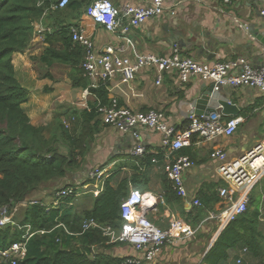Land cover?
<instances>
[{"label":"crops","instance_id":"obj_1","mask_svg":"<svg viewBox=\"0 0 264 264\" xmlns=\"http://www.w3.org/2000/svg\"><path fill=\"white\" fill-rule=\"evenodd\" d=\"M110 1L120 9L127 4L146 6L152 0ZM261 9V3L255 0H165L163 15L147 20L126 36L120 32L107 31L86 14H70L66 24L70 28H82L99 53L111 48L116 52L122 50L121 55L131 60L137 55L147 54L171 58L178 48L183 57H190L203 64L213 65L243 57L253 66L259 67L264 65V58L258 59L260 54L264 56V45L250 34L247 16H262ZM172 12H175L174 16L171 15ZM122 21L127 23L128 19L122 16ZM42 27L46 32L51 31V26ZM174 31L181 32L182 40L187 44L192 42L195 45L200 40L210 38H215L216 41L219 39L223 43L222 49L215 59L208 60L207 54L197 55L195 46L182 50L173 40ZM47 47L46 33L43 32L35 36L31 48L13 57L17 77L28 90V100L23 109L36 127L52 126L57 121L69 120L74 112L81 113L96 103L93 93L86 94L87 89L73 87L70 67L41 64L40 69L38 68L36 60L44 54ZM160 75L162 80L157 84ZM203 83L199 77L183 83L176 70L160 74L156 68L146 67L129 83L124 82L122 74L114 75L108 83V99L117 98L122 106L139 112L162 111L167 125L181 131L192 108L195 110V100L201 95ZM222 89V92L231 93L232 88L225 86ZM229 99L243 107L238 116L243 122L236 133L232 137H218L210 142L194 138L191 146L178 152H171L164 145L161 133L145 128L140 134L147 153L135 155L137 142L133 136L104 125L101 120L91 151L86 157L88 165L84 175L88 179L83 180L80 175L77 180V188L87 186V189L77 191L74 200L76 211L91 210L107 183L116 188L118 184L126 182L128 189L123 200L132 191L146 196L144 208L147 218L155 226L168 230L173 217L192 232L190 236L163 247L158 258L150 264H206V255L225 229L209 218L225 208L219 190L227 186L218 174V162L211 158V153L215 149H222L228 159H235L264 140V136L260 137L262 133L264 135V93L240 87L234 90ZM249 108H254V111L246 114ZM229 118L224 116L223 119ZM180 156H188L194 163L185 173L190 202L172 197L169 187L173 184L165 172L166 164ZM96 170L101 172V178L92 177ZM86 181L88 182L84 183ZM257 187L259 193L253 195ZM81 190L85 192L80 193ZM251 194L248 208L258 211V227L264 237V178ZM195 198L202 202L201 207L192 205ZM55 201L51 199L50 203ZM245 248L248 249L247 253L243 250ZM260 249L262 254L256 257L248 246L241 243L227 251L228 259L223 264H264L263 242ZM116 250L119 257L138 255L127 244Z\"/></svg>","mask_w":264,"mask_h":264},{"label":"trees","instance_id":"obj_2","mask_svg":"<svg viewBox=\"0 0 264 264\" xmlns=\"http://www.w3.org/2000/svg\"><path fill=\"white\" fill-rule=\"evenodd\" d=\"M58 1L0 0V212L6 208L11 214L18 207L14 215L16 226L0 228V250L15 242H26L29 225L35 234L27 240L26 258L18 264H122L126 258L113 254V250L125 244L110 243L103 229L121 231L126 182L116 188L107 183L94 207L80 213L74 207L75 197L57 196L63 188H77L79 176L85 174L86 157L101 121L97 101L89 110L74 112L68 120V129L63 121L36 127L23 109L28 90L17 77L13 57L31 48L42 25L51 26L53 32L45 31L48 47L36 60L38 68L41 64L68 66L74 88L90 86L82 68L85 52L73 41L66 20L70 14H85L97 0H71L65 9H52ZM92 93L104 104L108 103L105 87ZM253 111L254 108H249L246 114ZM169 190L172 197L181 199L173 185ZM49 198L59 201V205L50 203ZM24 203L27 205L23 206ZM90 220L100 228L85 231L83 226ZM258 223V211L248 208L222 231L204 263H225L227 251L241 243L260 257L264 237Z\"/></svg>","mask_w":264,"mask_h":264},{"label":"built area","instance_id":"obj_3","mask_svg":"<svg viewBox=\"0 0 264 264\" xmlns=\"http://www.w3.org/2000/svg\"><path fill=\"white\" fill-rule=\"evenodd\" d=\"M227 2L229 0H226ZM261 3V14L264 16V0H255ZM71 0H59L58 5L52 9H65ZM165 13V0H152L146 6H133L127 4L117 8L110 0H97L93 2L86 11V15L96 24H100L111 33L120 32L126 36L132 29L141 26L147 20L157 18ZM172 16L175 12L171 13ZM122 16L128 19L127 23L122 21ZM45 29L39 28V34ZM73 41L79 44L84 52L85 59L82 65L84 76L89 79L90 86L86 94H92V90L101 87L108 88L109 81L116 74H122L125 83L133 81L136 74L146 67H154L160 74L168 70H176L183 83L189 82L194 77L202 81L215 83L216 89L229 86L230 88L248 87L264 93V65L253 66L245 58H237L234 61L216 62L213 65L200 63L190 57H183L178 48L175 49L171 58L160 57L154 54L137 55L134 60L124 57L120 52L109 48L99 53L95 44L86 35L82 28H71ZM236 71L237 73H232ZM162 76H159L157 84H160ZM96 110L100 114L102 123L117 130L131 134L137 142L134 154L145 155L146 149L141 139L142 129H151L162 134L163 142L171 152H178L191 146L193 139L210 142L218 137H232L243 122L241 117H230L224 120L220 112L208 117L198 116L194 108L187 116V123L181 131L167 125L165 115L162 111L149 110L147 112L135 111L129 107L122 106L117 98L108 99L104 104L97 99ZM89 110V109H88ZM64 126L70 128L68 120L63 121ZM211 158L218 162V174L226 182L227 186L219 190V195L224 202L225 208L218 214L212 215L209 220L218 222L221 228H226L230 223L244 214L250 203V195L255 186L264 178V140L239 158L228 159L226 152L215 149ZM194 166L188 156H180L175 161H170L165 166L168 180L173 184L177 195L188 202L189 191L186 186L185 173ZM92 177L101 178V172L96 170ZM81 188H63L57 193L58 197H76ZM146 196L137 191H132L128 198L121 204L122 227L120 233L111 227L103 229L104 234L110 237V243L121 242L131 246L138 255L128 257L122 264H144L152 263L161 254L163 247L174 241L187 237L192 232L178 219L173 218L168 230H161L148 218L144 208ZM38 204V201H31ZM26 206L27 204H22ZM57 207L59 201H55ZM194 207L203 204L198 198L193 199ZM13 213L3 208L0 212V228L9 225L16 226ZM100 228L94 220L85 222L83 229ZM25 239L29 240L35 233L31 226H26ZM27 240L12 243L6 250H0V261H9L18 264L27 255ZM247 253L248 249H243ZM240 263V261H239Z\"/></svg>","mask_w":264,"mask_h":264},{"label":"water","instance_id":"obj_4","mask_svg":"<svg viewBox=\"0 0 264 264\" xmlns=\"http://www.w3.org/2000/svg\"><path fill=\"white\" fill-rule=\"evenodd\" d=\"M248 20V30L250 34L258 39V41L264 45V16L256 15L247 16ZM263 32H260L262 31ZM173 40L175 43L181 47V49H190L193 46L196 47L197 55L204 56L208 55V60H213L216 58L218 52L222 49L221 46L223 43L218 39L216 41L215 38H210L207 40H200L198 43L193 45L192 42L185 43L182 40L181 32L174 31ZM180 38V39H179ZM263 54L258 56V59H263ZM256 61V59H255ZM255 67H258L255 65ZM204 83L201 85L200 91L201 95L195 100V113L198 116L208 117L211 114L216 112H220L223 116L227 117H237L240 115L243 107L234 104L229 98L234 93V90L237 88H232L231 93L222 92L223 87H219L216 89L215 83H210L207 81H203ZM131 136V134H129ZM214 243V242H213ZM214 244H212L213 246Z\"/></svg>","mask_w":264,"mask_h":264},{"label":"rangeland","instance_id":"obj_5","mask_svg":"<svg viewBox=\"0 0 264 264\" xmlns=\"http://www.w3.org/2000/svg\"><path fill=\"white\" fill-rule=\"evenodd\" d=\"M263 136H264V135H263V133H262V134L260 135V137H263ZM82 178H83V180L88 179V177H86V175H84V174L82 175ZM87 182H88V181H86V182H84V183H87ZM79 192L81 193V192H85V191H82V190H81V191H79ZM80 193H79V194H80ZM258 193H259V189H258V187H257V188L253 191L252 194H253V195H254V194L257 195ZM252 194H251V195H252ZM250 198H251V196H250ZM51 199H52V198H49V200H51ZM77 212L80 213L79 211H77ZM111 252H112V251H111ZM117 253H118V250H113V254H117Z\"/></svg>","mask_w":264,"mask_h":264}]
</instances>
